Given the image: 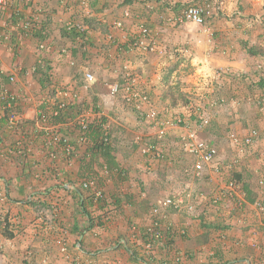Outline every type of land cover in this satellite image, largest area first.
<instances>
[{"label":"crops","instance_id":"0c3cea01","mask_svg":"<svg viewBox=\"0 0 264 264\" xmlns=\"http://www.w3.org/2000/svg\"><path fill=\"white\" fill-rule=\"evenodd\" d=\"M82 1L32 0L26 6L11 0L0 14V95L8 91L13 96L12 110L20 118L19 127L10 128L0 99V200L5 202L0 210L11 226L9 234L0 229V264H23L26 253L31 254L27 264H264V213L255 206L260 202L264 207V192L258 187L264 175L259 171L264 161V77L258 78L263 75L254 66L258 62L264 69L263 55L234 52L232 45L238 44L231 37L213 38L199 26L169 22L170 8L157 6L165 1L128 0L125 5L121 0H88L85 6ZM241 2L260 8L264 0ZM18 17H35L36 30L24 34L16 26ZM69 24L73 30L66 29ZM77 25L84 28L81 36ZM139 25L150 30V51L128 47ZM212 25L213 32L226 27L218 21ZM41 44L43 51L38 50ZM258 45L264 51V42ZM171 57L189 60L192 91H202L212 77L216 88L207 87V92L221 90L219 97L225 101L216 105L210 125L198 134L218 149L215 163L200 177L194 176V160L180 145L187 127L193 128L194 108L175 109L161 96L165 89L159 79ZM126 65L150 106L176 114L173 119L181 122L160 141L149 127L136 151L111 145L109 136L111 149L105 157L93 151L92 142L77 144L72 121L77 112L104 106L107 115H100L121 127L119 141L128 140L127 127L133 126V121L123 124L128 104L122 96H104L103 91V82L123 80ZM85 72L95 79L87 88L81 83ZM10 75L15 77L12 83ZM58 90L78 93L74 107L53 122L68 139L60 144L52 143L45 131L52 122L41 119L51 100H63ZM63 101L74 102L68 97ZM209 102L210 94L203 103ZM252 128L259 138L233 173L241 184V205L228 198L213 204L228 180L225 164L234 156L228 134L244 137ZM145 145L151 152L143 153ZM93 177L100 200L82 188ZM169 198L178 207L161 206V237L147 250L142 231L151 222L152 209Z\"/></svg>","mask_w":264,"mask_h":264},{"label":"built area","instance_id":"2783aa9c","mask_svg":"<svg viewBox=\"0 0 264 264\" xmlns=\"http://www.w3.org/2000/svg\"><path fill=\"white\" fill-rule=\"evenodd\" d=\"M21 4L28 5L32 0H19ZM11 5V0H0V14L3 13L7 8ZM86 5V4H85ZM207 16V9L205 7L199 5H189L185 8L182 16L176 18L175 20L169 19V22L182 23L186 22L188 24H193L195 26H199L202 33L207 34L209 31L204 26L205 20ZM38 20L34 17H18L16 26L20 31H22L26 35H31L34 30H36V26L38 24ZM115 27L117 29L121 28V23L116 22ZM72 25L67 26V30H73ZM76 33L81 36L84 32V28L81 25H77L75 27ZM74 29V30H75ZM128 47L131 51H150L154 47L153 40L151 38L150 30L144 26L139 25L137 28V33L134 37L128 42ZM38 50L43 51L44 46L41 44L38 46ZM62 55H66V51H61ZM68 55V54H67ZM70 65L72 62L70 61ZM129 66L126 65L123 67L122 72L124 75V82L121 84H113L110 86V95L111 96H122L124 101L130 105L134 110L139 111L140 113H144L143 116L145 120L150 124V127L154 129L156 133L157 141L162 140L168 130L170 128H175L176 126H180V120L174 121H164L159 118V113L156 112L150 106L149 98L146 94L139 91L136 86V82L133 77L127 73H129ZM1 73V71H0ZM8 81L10 83L15 81L14 75L8 76ZM84 88L92 86L95 83V79L91 73L85 72L84 74ZM56 95L64 98H71L74 102H69L68 104L63 100H51L50 107L48 109V114L43 115L41 117L43 123L48 124V122H52L46 129V133L50 138L52 143H68V139L65 138L64 135H60V133L56 130L54 121L57 118L63 117L69 111V107L73 108L76 104L75 101L78 98V93L74 90L65 91L58 90ZM0 99L4 104V109L8 110V125L12 129H17L20 125V118L18 113L12 110L13 105V96L8 93V91H3L0 95ZM216 104L214 102L210 103L211 108H215ZM264 115V108L262 107ZM73 109L71 110V112ZM74 126L77 129V137L76 142L78 145L84 146L88 144V134L90 133L91 127L94 125L102 128V134L104 137V142H108V126L103 120L102 116L96 113L94 110L90 111H82L77 112L76 117L73 119ZM210 123V119L207 117L205 113L199 112L197 113V118L194 121L193 128L186 129V132L180 138V145L182 150L191 156L194 160L193 162V173L195 176L200 177L202 172L207 166H211L215 163L216 158L218 157V149L215 145L208 143L207 141L201 140L198 137V134L201 130L206 128ZM259 138V132L252 128L244 137H239L234 133L228 134V140L234 150L233 157L225 164L224 171L228 175L227 183L225 184V188L216 192L212 202L216 204L222 198L234 199L237 205H241L242 199L240 195L241 184L240 182L233 176L234 171L240 165L242 159L246 157L250 147H252L256 140ZM152 147L148 145L144 146L143 153L151 152ZM157 153V152H156ZM156 157H161V153H157ZM259 171L264 174V161L261 162ZM98 181L96 178L91 180H86L82 184V188L85 190H89L93 193L95 200H100L102 197V193L99 189L96 188ZM258 187L260 190L264 192V175L258 180ZM177 201L169 198L160 203L159 207H155L152 209V219L150 224H148L142 231L144 237V244L147 250L152 249V244L154 241H157L161 237L160 230V220L162 219V208L168 207H178ZM256 208L264 213V207L257 202L255 204Z\"/></svg>","mask_w":264,"mask_h":264},{"label":"rangeland","instance_id":"374dc122","mask_svg":"<svg viewBox=\"0 0 264 264\" xmlns=\"http://www.w3.org/2000/svg\"><path fill=\"white\" fill-rule=\"evenodd\" d=\"M161 1H165V3L162 2V4H158L157 6H160L161 8H168V9L170 8V11L172 13L169 19L171 20H175L176 18L182 16L185 8L189 5H199V6L205 7L207 9V16H206L204 26L209 31L205 35H208L209 37H213V38L231 37L234 39L233 42L238 44L237 46L232 45V48H233L232 50L234 52L235 50L246 51L248 54H250L251 52H256V54L260 52L261 55H263L264 57V51L260 49L258 45V43L264 42V2L261 4L260 8H253L252 6L247 8L245 7V5H243L241 0L239 1L238 0L237 1L236 0H229V1L227 0H182V1L181 0H161ZM121 3L126 5L128 4V0H121ZM81 4L82 6H85L84 4L87 5L88 0L82 1ZM232 4L235 6L234 8H236V10L234 11L233 9H230L233 6ZM214 21H218L220 22V24L223 23V25L226 27L224 28L223 26L222 27L224 28L223 30L220 29L217 32H213L214 29L211 28V26H213L212 23ZM184 24H188V23L186 22L176 23V25L180 27L182 25L184 26ZM66 29H67V26H66ZM190 30L191 31L193 30L192 32H195V31L199 32L198 29H195V30L190 29ZM249 42H253L254 44L249 47L250 45ZM186 57L180 60H177L175 57L166 59L168 60V62L166 65H164L162 74L159 79L161 84L164 85V89H165L164 92H161V96L163 97L165 95V97L170 100L171 107L178 106V108H175V109H179V107L182 105L187 106V105L192 104L194 109H191L190 112L192 113L193 111L195 113L194 114L195 119L197 118V113L202 112L207 115L211 123V118H212V115L214 114L216 107L218 105H222L225 103V101L223 100L224 98L222 99L220 98V97H223V95L219 97L221 90L215 93L212 92V91H215L216 87L214 85L217 84V82L214 81L212 77L207 78V80H211V83L208 84L209 86H205L202 91L200 92L192 91L193 89H195L194 88L195 85L193 84V79L191 82L187 80H189L190 76H193L194 72H193V67L189 64V60L187 59L188 57L187 58ZM254 66H257V67L259 66L258 69L256 68V70L257 71L261 70V74L263 76H259L258 78L262 79L264 77L263 67L259 65L258 62H255ZM260 68H262L263 70ZM219 73L221 72H218V74ZM123 82L124 80L121 81L120 77L115 78L112 82H108L109 84L107 85L105 82H103V85H104L103 91L106 90L104 91L105 92L104 96L110 94L109 90H110L111 85L113 84L122 85ZM190 86H192L193 88L189 89L188 87ZM207 87H210L209 89H212V91L208 90L207 92V89H208ZM209 94L212 96V101L217 105L215 106V108L210 107L211 102L206 103V105L205 103H203L207 100V96ZM122 100L124 103L125 102L124 99ZM197 104H199L201 107H197ZM125 107L126 108L123 112L126 114L125 120L127 122L123 123L124 126L126 127L128 124L131 125L130 123L133 121L132 122L133 126L127 127L129 130H131V133L128 134V140H126L125 143H123L125 140L121 139L119 141L118 139L120 138L118 137V135H121L120 133L121 127L114 126V124L111 125L108 118H103V115L102 114L100 115V113H104L105 115H107L104 106L100 107V106L95 105L91 107L90 109L94 110L96 113L102 116L103 120H105V123L108 126V136H111V137L113 136L111 138V145L115 147L121 146V148H123L124 146H127L129 147L131 151H136V147H138V143L141 144L142 140L145 138L144 136L147 133L148 131L147 129L150 127V124L145 120L143 116L144 113H140L139 111L134 110L130 105L128 106L125 105ZM155 110L156 112L159 113V118L161 120L174 121L173 118L175 117L176 114L169 113L168 109H167L168 111L167 113L165 111H159V109H155ZM164 116H166L167 118L166 117L164 118ZM137 136H138V140L136 139ZM4 203L5 202L0 200V208L4 206ZM3 212L4 211L0 210V229L2 230L3 233L8 232L9 234L11 232L9 231L11 230V226L8 220L6 219V217L4 216ZM47 214L48 212L43 213L45 217ZM8 255L10 256V253H8ZM13 255L14 253H11V256ZM24 256H25V259H24L23 264H27L26 262L31 258V254L26 253L24 254Z\"/></svg>","mask_w":264,"mask_h":264},{"label":"trees","instance_id":"16d2710c","mask_svg":"<svg viewBox=\"0 0 264 264\" xmlns=\"http://www.w3.org/2000/svg\"><path fill=\"white\" fill-rule=\"evenodd\" d=\"M250 54L251 55H255L256 52H251ZM45 81L48 82V77L46 78ZM164 97H165V95L163 96V98ZM63 117L57 118V121L62 120ZM101 129L102 128H100L99 126H96V125L94 126L93 125L91 127L90 133L88 134L87 138H88V143L89 142H92V144H93V151H95V153H100V154L105 153V155H106V152H109V150L111 149V147H110L109 139H108V142L107 143L104 142V140H103L104 137H103V134H102V130ZM107 155L105 157H107ZM93 178H89V179L87 178L86 180L88 181V180H91Z\"/></svg>","mask_w":264,"mask_h":264}]
</instances>
